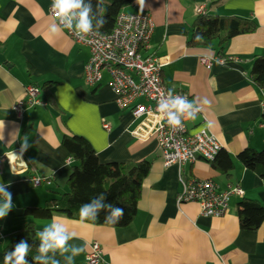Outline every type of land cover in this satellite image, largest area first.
Wrapping results in <instances>:
<instances>
[{
  "label": "clouds",
  "instance_id": "9594fccd",
  "mask_svg": "<svg viewBox=\"0 0 264 264\" xmlns=\"http://www.w3.org/2000/svg\"><path fill=\"white\" fill-rule=\"evenodd\" d=\"M138 3L142 8L144 0H138ZM102 5L103 0H97L94 12L92 0H88L87 3L85 0H53L52 11L60 24L53 23L50 32L59 34L62 25L63 28L74 31L81 39L93 34L99 35V30L106 23L102 15ZM73 21H76L75 25ZM173 93L174 90L170 89L167 97H161L158 100L157 111L167 119L170 128L182 130L183 121L195 119L202 111V107L189 101L187 96L173 95ZM208 103L209 101L205 98L203 105ZM260 107L264 110V103ZM29 148L26 137L20 147V156ZM13 207L12 193L8 191V185L0 183V219L5 218ZM102 211L106 213L105 223L110 225L119 223L124 215L123 208L106 202L105 196L100 194L80 206V221H95ZM36 235L40 243L37 254L32 257L35 264H61V261L56 258L57 254L64 259L65 264H75V258L87 249V241L83 245L69 243L76 238V233L69 231L66 225L56 217H53L52 222ZM31 248L27 240H21L15 245L14 250L5 254L4 264H29L27 257Z\"/></svg>",
  "mask_w": 264,
  "mask_h": 264
}]
</instances>
